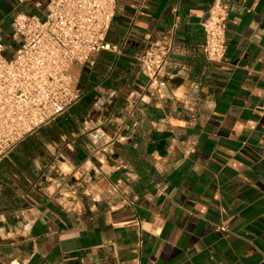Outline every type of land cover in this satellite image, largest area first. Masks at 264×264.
Masks as SVG:
<instances>
[{"label":"crops","instance_id":"crops-1","mask_svg":"<svg viewBox=\"0 0 264 264\" xmlns=\"http://www.w3.org/2000/svg\"><path fill=\"white\" fill-rule=\"evenodd\" d=\"M46 2L0 0L6 48ZM211 3L116 1L118 52L75 64L80 101L0 162V264H264V0H223L220 63ZM170 34L148 90L136 56Z\"/></svg>","mask_w":264,"mask_h":264},{"label":"built area","instance_id":"built-area-1","mask_svg":"<svg viewBox=\"0 0 264 264\" xmlns=\"http://www.w3.org/2000/svg\"><path fill=\"white\" fill-rule=\"evenodd\" d=\"M117 0H47L43 17L17 15L11 40L17 49L10 58L0 39V162L18 144L50 125L81 99L75 64L89 63L99 52H118L106 41ZM223 0H212L200 26L203 53L220 63L226 52ZM173 34L161 44L145 47L137 56L148 90L159 86L176 53Z\"/></svg>","mask_w":264,"mask_h":264},{"label":"rangeland","instance_id":"rangeland-1","mask_svg":"<svg viewBox=\"0 0 264 264\" xmlns=\"http://www.w3.org/2000/svg\"><path fill=\"white\" fill-rule=\"evenodd\" d=\"M6 46H7V48H6L5 52L3 53V55L10 58L11 53H12L11 51L15 48L16 44L13 43L11 40H7Z\"/></svg>","mask_w":264,"mask_h":264}]
</instances>
